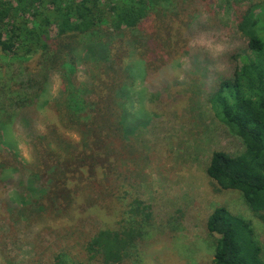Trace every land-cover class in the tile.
<instances>
[{
	"label": "rangeland",
	"instance_id": "obj_1",
	"mask_svg": "<svg viewBox=\"0 0 264 264\" xmlns=\"http://www.w3.org/2000/svg\"><path fill=\"white\" fill-rule=\"evenodd\" d=\"M260 1L172 0L159 16L153 11L140 25L136 35L144 57L136 55L150 73L138 84L146 85L145 106L152 120L129 145L118 142L121 176L82 190L76 195L82 202L74 211L64 215L36 208L37 200L22 185V171L0 164V264H53L60 254L66 264H92L84 246L100 227L115 226L120 220L112 194L121 187L129 190L131 181L136 186L133 192L154 205L155 223L146 228L142 245L124 264H214L215 238L205 231V224L219 205L252 221L264 255V222L254 217L241 192H216L206 175L212 151L233 153L245 147L216 117L208 98L222 78L233 75L239 64L233 56L246 51L248 39L238 26L249 7ZM76 54L78 83L89 87L91 62L83 50ZM15 72L21 80L31 76L43 82L42 96L27 101L28 93L12 87ZM61 82V75L51 68L43 70L37 57L20 62L0 54V108L9 119L8 140L15 144L0 148L16 154L26 168L37 163V136L58 133L72 141L80 139L59 116Z\"/></svg>",
	"mask_w": 264,
	"mask_h": 264
},
{
	"label": "trees",
	"instance_id": "obj_2",
	"mask_svg": "<svg viewBox=\"0 0 264 264\" xmlns=\"http://www.w3.org/2000/svg\"><path fill=\"white\" fill-rule=\"evenodd\" d=\"M171 2L0 0V54L20 62L37 57L43 70L51 68L61 75L58 113L65 128L80 137L72 141L58 133L37 136V163L27 168L12 151L0 148V164L9 163L13 167L8 168L22 171V185L37 200L36 208L67 215L82 202L76 196L82 190L107 185L113 176H121L118 142L129 145L152 120L145 106L146 85L138 84L139 79L148 80L150 71L137 58L136 54L144 57V52L139 51L136 33L153 11L159 16ZM238 29L248 39L246 51L233 56L239 64L231 77L218 82L208 102L245 147L233 153L212 151L206 175L216 192H241L254 217L264 222V0L249 7ZM148 44H153L151 39ZM81 50L91 62L89 87L77 79L76 53ZM13 77L12 87L28 93L27 101L42 96L43 82L31 76L21 80L16 72ZM3 111L0 108V146L13 147ZM135 187L131 181L129 190L121 187L112 194V207L122 217L115 226L100 227L87 240L84 250L89 263L124 264L142 245L146 228L155 223V210L133 192ZM205 231L215 238L214 264H264L263 246L253 223L239 212L224 205L213 208ZM53 264H66L64 255H58Z\"/></svg>",
	"mask_w": 264,
	"mask_h": 264
}]
</instances>
